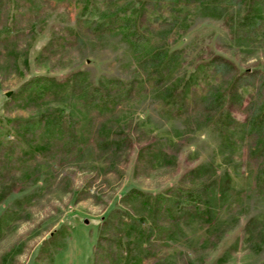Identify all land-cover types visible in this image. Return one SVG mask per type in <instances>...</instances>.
I'll return each instance as SVG.
<instances>
[{
	"label": "rangeland",
	"instance_id": "obj_1",
	"mask_svg": "<svg viewBox=\"0 0 264 264\" xmlns=\"http://www.w3.org/2000/svg\"><path fill=\"white\" fill-rule=\"evenodd\" d=\"M108 1L94 0L87 16L105 19L111 9H118L119 17L137 16L138 0L112 5ZM185 9V16L169 19L163 30L165 47L181 50L179 60L184 64L179 89L192 78H203L204 64L214 54L230 59L240 71L264 70V24L256 35H246L237 30L238 13L229 7L217 17L206 13L210 11ZM245 10L242 5L240 13ZM78 18V13L62 7L46 8L31 19L32 27L21 22L25 29L14 36L11 52L0 40V124L51 109L59 110L60 121L80 134L78 144L71 149L68 144L65 152L15 166L10 184L2 185L0 264H93L95 258L102 264L93 246L112 210L131 208L132 203L126 205L122 196L132 188L167 194L184 174L200 165L205 166V175L215 172L218 181L228 174L230 191L215 210L211 232L195 220L179 222L176 235L163 241L157 251L160 264H264V195L253 186V168L239 133L234 134L233 148L224 147L220 135L202 120L185 124L165 113L156 92L140 82L138 93L117 108V120L126 126L132 147L126 159H115L110 166V159L98 156L93 140L82 136L87 118L73 101L32 106L18 100L21 85L35 75L60 79L79 70L95 84L141 78L134 53L121 34L102 41L87 38L83 47L72 46L52 55L41 53L58 26L76 29ZM158 39L162 40L152 34L149 40L157 43ZM234 116L243 118L237 111ZM3 131L7 139L15 134ZM138 138L141 143H156L159 151L154 163L137 164ZM108 232L104 234H112ZM136 241L134 235H124L99 241V245L111 251L115 264H132L127 261L129 254L142 253ZM47 247L57 251L53 260Z\"/></svg>",
	"mask_w": 264,
	"mask_h": 264
},
{
	"label": "trees",
	"instance_id": "obj_2",
	"mask_svg": "<svg viewBox=\"0 0 264 264\" xmlns=\"http://www.w3.org/2000/svg\"><path fill=\"white\" fill-rule=\"evenodd\" d=\"M93 1L0 0V40L11 52L14 36L25 29L22 21L27 22L26 27H32L31 19L46 8L62 7L68 13H78V26L76 29L58 26L43 48V55H52L72 46L83 47L87 38L102 41L109 35L121 34L134 53L141 78L129 82L108 79L106 83L95 84L79 70L60 79L35 75L21 85L18 100L32 106L47 101H73L87 118L82 136L93 140L98 156L110 159L111 166L115 159H126L132 147L126 126L117 120V108L122 100L138 93L140 82L144 83L156 92L165 113L185 124L202 120L220 135L224 147L233 148L237 143L233 140L234 134L239 133L253 168V186L264 195V70L240 71L230 59L214 54L204 64V77L192 78L179 89L184 64L179 60L181 50L169 51L163 38L165 23L185 16V8L196 12L210 11L206 13L217 17L222 14V9L229 7L238 13L237 30L256 35L264 24L261 13L264 0H138L137 16L119 17L118 9H111L105 19L87 16ZM120 1L108 2L112 5ZM242 5H246L243 14L240 13ZM152 34H158L162 40L151 42ZM235 111L243 118L237 119ZM60 117L59 110L49 109L35 117L9 118L6 126L0 124V197L4 195L1 194L2 185L8 186L14 177L15 166L52 158L60 151L65 152L68 144L70 149L78 144L80 134L71 130L65 120L61 122ZM3 129H6V135L11 131L15 134L7 139ZM137 144V164L154 163L159 151L156 143L148 140L141 143L138 138ZM204 170L205 166L201 165L190 170L167 194L153 195L136 188L127 191L121 200L126 205L131 202V208H114L112 217L108 216L99 228L98 243L93 249L102 256V264H115L116 260L111 251L101 249L99 241L134 235L142 253L139 256L130 253L127 261L160 264L157 251L163 241L176 235L181 220H195L211 232L216 222L215 210L230 191V177L225 174L223 180L218 181L215 172L205 175ZM191 180L193 183L187 187V181ZM136 203L141 212L137 211ZM105 230L112 234H104ZM50 248L47 247L53 260L57 251L55 247ZM93 264H98L96 258Z\"/></svg>",
	"mask_w": 264,
	"mask_h": 264
},
{
	"label": "water",
	"instance_id": "obj_3",
	"mask_svg": "<svg viewBox=\"0 0 264 264\" xmlns=\"http://www.w3.org/2000/svg\"><path fill=\"white\" fill-rule=\"evenodd\" d=\"M9 94V93H8Z\"/></svg>",
	"mask_w": 264,
	"mask_h": 264
}]
</instances>
